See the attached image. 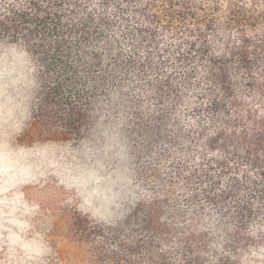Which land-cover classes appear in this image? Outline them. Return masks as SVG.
<instances>
[{
  "label": "trees",
  "instance_id": "obj_1",
  "mask_svg": "<svg viewBox=\"0 0 264 264\" xmlns=\"http://www.w3.org/2000/svg\"><path fill=\"white\" fill-rule=\"evenodd\" d=\"M4 131L99 174L91 264H258L264 0H0Z\"/></svg>",
  "mask_w": 264,
  "mask_h": 264
},
{
  "label": "rangeland",
  "instance_id": "obj_2",
  "mask_svg": "<svg viewBox=\"0 0 264 264\" xmlns=\"http://www.w3.org/2000/svg\"><path fill=\"white\" fill-rule=\"evenodd\" d=\"M12 54L10 67L23 73L22 54ZM7 134H0V264H91L86 239L75 229L97 215L92 202L100 197L99 174L87 172L69 146L23 149L5 142Z\"/></svg>",
  "mask_w": 264,
  "mask_h": 264
}]
</instances>
